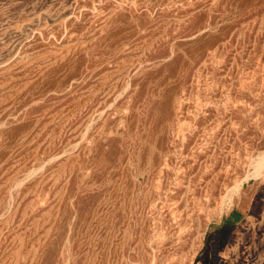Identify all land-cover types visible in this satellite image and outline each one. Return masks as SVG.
Segmentation results:
<instances>
[{
  "label": "rangeland",
  "instance_id": "374dc122",
  "mask_svg": "<svg viewBox=\"0 0 264 264\" xmlns=\"http://www.w3.org/2000/svg\"><path fill=\"white\" fill-rule=\"evenodd\" d=\"M264 0H0V264H264Z\"/></svg>",
  "mask_w": 264,
  "mask_h": 264
},
{
  "label": "bare ground",
  "instance_id": "6f19581e",
  "mask_svg": "<svg viewBox=\"0 0 264 264\" xmlns=\"http://www.w3.org/2000/svg\"><path fill=\"white\" fill-rule=\"evenodd\" d=\"M264 172V155L255 164V176H260Z\"/></svg>",
  "mask_w": 264,
  "mask_h": 264
}]
</instances>
